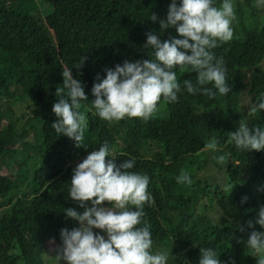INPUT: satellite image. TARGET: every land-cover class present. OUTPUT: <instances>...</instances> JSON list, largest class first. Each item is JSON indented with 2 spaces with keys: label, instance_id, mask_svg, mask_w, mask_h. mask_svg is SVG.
<instances>
[{
  "label": "trees",
  "instance_id": "obj_1",
  "mask_svg": "<svg viewBox=\"0 0 264 264\" xmlns=\"http://www.w3.org/2000/svg\"><path fill=\"white\" fill-rule=\"evenodd\" d=\"M222 2L213 0V6ZM170 3L0 0V264H59L61 229L80 226L64 212L69 207L83 212L68 194L73 169L105 142L108 159L117 165L135 159L130 171L149 176L154 203L144 205L139 226L148 222L152 251L167 252V264H199L200 248L215 250L224 264H257L246 241L251 231L264 228H248L247 222L255 223L264 206V151L238 149L229 133L241 120L264 127V111L248 116L249 108L264 100V7H255L256 0H232L233 38L212 49L225 62L232 89L227 95L187 93L183 81L195 83L197 74L177 67V102L161 98L147 121L108 122L91 104L93 84L105 78L106 68L154 59V50L144 47L146 32L162 42L180 38L175 28L161 32L159 22L151 21V14L166 19ZM83 56V67L76 68ZM65 67L88 96L80 109L87 120V148H77L52 128ZM212 141L216 151L205 148ZM220 155L226 157L223 164L217 162ZM182 171L191 185L177 183ZM236 220L246 223L244 232L233 225Z\"/></svg>",
  "mask_w": 264,
  "mask_h": 264
},
{
  "label": "clouds",
  "instance_id": "obj_2",
  "mask_svg": "<svg viewBox=\"0 0 264 264\" xmlns=\"http://www.w3.org/2000/svg\"><path fill=\"white\" fill-rule=\"evenodd\" d=\"M255 7H264V0H256ZM236 14L232 0H223L219 7L213 0H171L166 19L151 14L153 23L159 22L161 32L175 28L180 38L172 37L163 42L152 30L146 32L144 47L154 50V59H143L117 64L106 68L104 79L94 83L91 102L100 119L112 122L125 117L149 120L158 111L161 98L175 103L181 91V83L174 71L177 67L190 68L196 81L185 79L183 87L189 94L209 98L225 96L232 89L226 83V67L223 57L212 52L217 42H229L234 31L232 22ZM86 56L76 68H82ZM63 87H57L58 102L52 106L57 119L52 128L60 136H67L77 148L83 145L87 128L86 116L80 111L82 102L88 100L79 79H74L72 69L62 71ZM211 85V87H209ZM215 89V91H214ZM264 111V100L249 108L248 116ZM230 141L238 149L264 151V127H249L243 120L235 132L229 133ZM207 150L216 151L217 143L209 142ZM110 157L108 143L88 152L82 162L73 169L69 196L83 212L66 208L65 219L79 222L78 228L60 231L61 245L55 258L61 264H167L168 253L153 249L150 225L144 217V205L154 203L148 192L149 176L135 171V159L124 160L117 165ZM217 162L223 164L226 157L220 155ZM177 183L192 184L188 172L182 171ZM247 201L243 197L241 203ZM91 203V207L88 206ZM107 202L108 207L103 206ZM258 224L264 228V206L258 211V219L247 222L248 228ZM241 232L245 231L239 226ZM94 229L100 230L99 232ZM105 233L102 235L100 233ZM55 243L54 239L52 241ZM246 246L264 264V232L251 231ZM199 264H224L211 248H200Z\"/></svg>",
  "mask_w": 264,
  "mask_h": 264
},
{
  "label": "rangeland",
  "instance_id": "obj_3",
  "mask_svg": "<svg viewBox=\"0 0 264 264\" xmlns=\"http://www.w3.org/2000/svg\"><path fill=\"white\" fill-rule=\"evenodd\" d=\"M88 206L91 207V203L90 202L88 203ZM233 225L236 226L237 228H239L238 225L239 226H243L244 228L246 227V223L244 221H242V220H236V221H234L233 222Z\"/></svg>",
  "mask_w": 264,
  "mask_h": 264
}]
</instances>
